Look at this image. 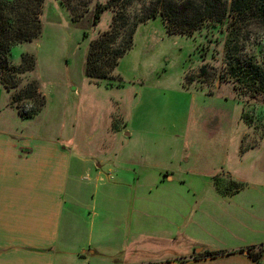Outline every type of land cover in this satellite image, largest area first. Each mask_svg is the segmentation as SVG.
I'll return each mask as SVG.
<instances>
[{
	"label": "rangeland",
	"instance_id": "374dc122",
	"mask_svg": "<svg viewBox=\"0 0 264 264\" xmlns=\"http://www.w3.org/2000/svg\"><path fill=\"white\" fill-rule=\"evenodd\" d=\"M108 1L90 0L86 16L72 22L60 0H46L41 36L11 50L12 65L19 66L23 54L37 62L34 72L19 75L11 96L36 81L46 102L27 123L34 131L59 136L62 147L74 154L71 169L82 168L75 164L80 155L91 160L90 166L102 161L107 183H125L113 189V199L264 201V87L239 80V69H232L238 60L262 65L264 31L251 27L239 41L226 27L221 33L208 26L191 36L169 35L158 17L138 26L112 85L98 83L85 76L84 68L90 42L110 28L109 10L93 25L95 6ZM141 8L136 4L132 15ZM74 176L71 170V181ZM78 176L94 188L93 174L83 169ZM238 176L245 184L234 180ZM222 182L225 191L217 188ZM201 240L216 241L212 234ZM151 244L153 250L162 246ZM177 244H184L180 251L186 254V243ZM163 246L174 249V243Z\"/></svg>",
	"mask_w": 264,
	"mask_h": 264
},
{
	"label": "crops",
	"instance_id": "0c3cea01",
	"mask_svg": "<svg viewBox=\"0 0 264 264\" xmlns=\"http://www.w3.org/2000/svg\"><path fill=\"white\" fill-rule=\"evenodd\" d=\"M55 135L34 131L0 80V264H256L248 250L264 248V201H116L125 183L110 185L103 162L81 155L82 168L71 169L74 154ZM211 234L216 241L201 240ZM165 243H174L172 259Z\"/></svg>",
	"mask_w": 264,
	"mask_h": 264
},
{
	"label": "trees",
	"instance_id": "16d2710c",
	"mask_svg": "<svg viewBox=\"0 0 264 264\" xmlns=\"http://www.w3.org/2000/svg\"><path fill=\"white\" fill-rule=\"evenodd\" d=\"M45 2L0 0V80L8 92L18 88L19 75L34 72L37 68L36 59L30 54L22 55L19 66L10 63L9 55L14 47L33 42L41 36V15ZM60 2L70 13L72 22L81 21L89 11L90 0ZM136 4L142 5V8L138 14L132 15L131 9ZM108 10L113 12L110 28L90 42L84 74L91 81L110 85L120 60L133 49L138 26L149 20L161 17L169 35L191 36L208 26L219 28L221 33L226 27L239 41V37H246V30L251 27L264 31V0H109L95 6L94 26L100 23L102 14ZM237 62L232 69H239V80L247 78L254 85L264 87V61L262 65L248 60ZM200 72L202 76L207 74L205 68ZM191 82L192 78L187 84ZM12 104L23 119L34 118L46 106L36 81L16 92L12 96ZM224 254L208 252L206 257L215 258ZM248 255L256 264H261L264 248L258 251L249 249Z\"/></svg>",
	"mask_w": 264,
	"mask_h": 264
}]
</instances>
